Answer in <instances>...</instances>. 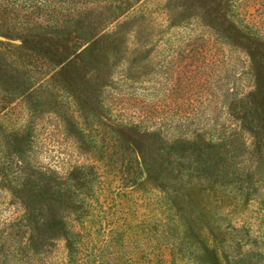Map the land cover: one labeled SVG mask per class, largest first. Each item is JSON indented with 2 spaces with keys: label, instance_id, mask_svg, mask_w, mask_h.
Here are the masks:
<instances>
[{
  "label": "rangeland",
  "instance_id": "1",
  "mask_svg": "<svg viewBox=\"0 0 264 264\" xmlns=\"http://www.w3.org/2000/svg\"><path fill=\"white\" fill-rule=\"evenodd\" d=\"M25 1L0 7V264H264V0ZM235 122L214 157L176 143Z\"/></svg>",
  "mask_w": 264,
  "mask_h": 264
},
{
  "label": "trees",
  "instance_id": "2",
  "mask_svg": "<svg viewBox=\"0 0 264 264\" xmlns=\"http://www.w3.org/2000/svg\"><path fill=\"white\" fill-rule=\"evenodd\" d=\"M33 1L34 0L25 1L26 4L23 8L27 9V10L31 9V5H32ZM63 1H70V0H63ZM74 1H77V0H74ZM10 2H11V0H0V3H1L0 7H2L3 9H6V6H4V5H8ZM13 2H14V0H13ZM116 17L117 16L115 14H112V17L110 19L104 18V20L107 23L111 20H114ZM243 121H245L244 118H243ZM239 126H241V128L247 132H249L251 130V128H246L245 124L243 122H239V123L235 122V123H232L230 126H222L221 127V131L219 133L220 136L218 137L219 140H215L216 142H214V140H212V138H211V139H208V143H205V142L199 141V140H195V142L186 140V141H180V142H176V143H181L183 145H186L187 146L186 151L188 149L191 152V155H194L199 159H202L203 157H205V158L214 157L213 154L215 153V149L217 148V146L218 145H220V146L224 145L222 142H225V141H227L228 138H231L233 136V135H231V133L233 131L235 132L237 130V128L239 129L240 128ZM179 159L188 160L185 156L179 157ZM199 161L200 160H196V162H199ZM227 173H225V177H226ZM220 261L217 259V262L219 264H220Z\"/></svg>",
  "mask_w": 264,
  "mask_h": 264
}]
</instances>
